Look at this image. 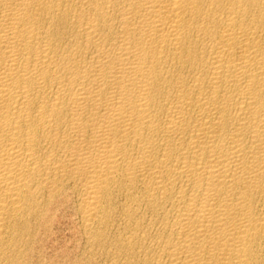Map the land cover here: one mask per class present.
I'll use <instances>...</instances> for the list:
<instances>
[{
  "label": "bare ground",
  "instance_id": "obj_1",
  "mask_svg": "<svg viewBox=\"0 0 264 264\" xmlns=\"http://www.w3.org/2000/svg\"><path fill=\"white\" fill-rule=\"evenodd\" d=\"M0 264H264V0H0Z\"/></svg>",
  "mask_w": 264,
  "mask_h": 264
},
{
  "label": "rangeland",
  "instance_id": "obj_2",
  "mask_svg": "<svg viewBox=\"0 0 264 264\" xmlns=\"http://www.w3.org/2000/svg\"><path fill=\"white\" fill-rule=\"evenodd\" d=\"M74 233L75 232H56L57 238L54 241H52V243L56 245L57 250H61L66 243H69L71 239V235ZM50 242H51V239L48 242L49 246L52 245V243ZM52 252L53 251L51 249H48V253H52Z\"/></svg>",
  "mask_w": 264,
  "mask_h": 264
}]
</instances>
